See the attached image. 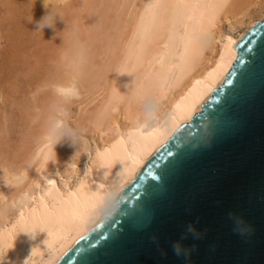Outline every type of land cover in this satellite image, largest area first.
Masks as SVG:
<instances>
[{"label": "bare ground", "instance_id": "1", "mask_svg": "<svg viewBox=\"0 0 264 264\" xmlns=\"http://www.w3.org/2000/svg\"><path fill=\"white\" fill-rule=\"evenodd\" d=\"M111 3L100 0L99 20L96 15L87 17L90 20L86 24L91 26L87 35L80 36V41L90 44L83 48L85 57L77 44L79 27L69 25L70 37L62 45L63 55L57 56L59 67L51 81L56 97L48 106L45 125L42 122L46 128L42 125L44 132L37 136L31 157L24 156L14 172L3 170L10 184L28 183L15 195L7 194L11 199L6 205L11 210L0 212V260L4 264H23L26 259L27 264H58L133 183L147 161L180 126L202 111L201 106L224 83L236 62V44L255 22L264 19V0H133L127 21L120 30L115 24L119 32L111 44L108 42L109 47L99 52L93 44L99 38L97 33L102 28L107 34L111 19L122 10L120 6L116 11L115 5L112 9ZM34 25L29 26L33 29ZM10 29L16 30L11 25ZM10 37L15 46V41L24 36ZM104 60V72L96 84L100 98L95 105L90 102L91 110L85 108L88 112L82 122L90 129V143L83 142L86 146L77 149L76 143L77 147L71 146L73 139L62 136L61 117L68 110L69 95L83 89V80L91 76H84L85 67L97 69ZM31 167L33 172L29 174ZM0 187L5 190L8 186Z\"/></svg>", "mask_w": 264, "mask_h": 264}, {"label": "water", "instance_id": "2", "mask_svg": "<svg viewBox=\"0 0 264 264\" xmlns=\"http://www.w3.org/2000/svg\"><path fill=\"white\" fill-rule=\"evenodd\" d=\"M235 48L202 111L58 264H264V19Z\"/></svg>", "mask_w": 264, "mask_h": 264}, {"label": "rangeland", "instance_id": "3", "mask_svg": "<svg viewBox=\"0 0 264 264\" xmlns=\"http://www.w3.org/2000/svg\"><path fill=\"white\" fill-rule=\"evenodd\" d=\"M8 1H11V0H8ZM57 1L58 0H47V3H46L47 5L44 6L43 0H20V1L18 0V2L16 0H12L11 1L12 3H8V2H6V0H0V33H1L0 34V144H1L0 145V165L3 166V169L2 168L0 169V180L3 179L2 182L4 181L6 184V186H5V184L0 181V186H2V188L4 186H5L4 188H6L8 186L7 189H5V190L1 189V187H0V191H2V193H0V197H1L0 201H4V203H5V204L3 203L4 206H3L2 202L0 203V212H2V214L4 212L6 213V211L8 212L11 210L9 207H7L8 205H6V203H8L11 199L8 196L10 194L13 195L15 192L17 193L18 191H20L21 189H23V187H25L26 184L28 185V183H26L25 180L21 181V182H18L16 180L17 181L16 184H14V183L10 184L9 183L10 179H8V180L6 179V175L4 174L5 171H3V170H4V168H8L10 171L14 172L15 170H17L18 167H20V165L18 166V163L20 164L21 162H23L22 158H24V156L26 157V159L31 157V154L34 151L33 150L34 145L37 144L36 143L37 139H39L38 137H40L39 135L42 134L46 128V127L44 128V125H45V118L44 117L46 116V114L48 113V111L50 109V108H48V106H51L52 100H54L56 97V95H55L56 91H53V90H55V88L53 87V84L51 81L54 80V78L56 76V72L58 71V67H59L58 66V60L59 59H57V56L60 54L61 50H63L62 45L64 46L65 41L69 40L70 35H68V34L71 33V31L69 32V30L71 29L72 23L76 24L75 25L76 27H79L80 29H82L80 31L78 28V32H79L78 37L79 38L77 40L78 41L77 44H78L79 48L81 49L80 54L81 55L84 54V57H85L86 56L85 53L82 52L83 48L85 49V45L88 47V46H90V44H89V41H87V40L81 39L82 41H80V36L88 34V30H89L88 27L91 25L86 24V20L89 21L90 19H88V18H90L91 15H96V16H94V18H97V20H99V18L101 17L100 16V10H99L100 6H97L100 4V0H95V1L89 0V2L83 1V0H63V1H61L62 3L60 1H59L60 3H58ZM115 1L112 0L113 4L111 3V8L112 7L115 8V6H116L115 9L117 11V9H119V7L121 6L120 8L122 10L120 11V9H119L118 11L120 13H118V11H117L116 12L117 14L115 13V11L111 10L112 13L114 12V15L116 14V17H114L113 18L114 20H112L111 19L113 17V14H112V17L110 18L112 22L108 21L112 25H111V27H109V29H106L107 31H105V32H107V34H104V32H102V28L97 33L96 37H99V38H95L96 40L94 39L95 41H93V44L96 48H98L99 52H101L103 49L106 50V48L109 47V45L111 44L110 43L111 39L112 38L114 39V36L116 35V33L119 32L118 30H116V25L118 26V28L120 30V25L122 26V24L125 23V19L127 21L128 16H129V11L131 13V9H132L133 4H134V3H132L133 0H121V1L115 0ZM4 3H5V5H4ZM131 3H132V5H131ZM120 4H122V5H120ZM113 5H115V6H113ZM14 6H15V9H13ZM48 6H50L52 8L55 7V8L52 10ZM95 7H97V8H95ZM246 7H247V5L244 6V8H246ZM11 8H12V10H11ZM114 8H112V9H114ZM13 11L15 12V15H14ZM53 11H56L55 13L57 15L54 14ZM57 11L58 12L61 11V14L57 13ZM32 12H33V14H32ZM7 13L9 14V16ZM18 14H20V15H18ZM76 14H77L78 18L80 16L79 21L77 20L78 18L76 17ZM125 14H127V17ZM34 15H35L34 19L36 20L35 23L33 20ZM46 15H47V18L45 20V23H51L53 26H46L45 28H43V30L37 29V22H39ZM59 15H60V17H57ZM74 15H75V17H74ZM29 16H30V18H29ZM256 17H258V16H256ZM8 18L10 19V21ZM17 18L18 19L20 18V19L18 20ZM21 18H22V20H21ZM83 18H85V19H83ZM14 19L15 20L17 19L16 20L17 22L13 21ZM30 19L32 20L30 22L33 24H31L29 22ZM123 19H124V21H123ZM12 21H13V23H12ZM76 21H77V23H76ZM80 21L83 25H79V24H81ZM10 22H11V24H10ZM21 22H24V23L22 24ZM17 23L19 26L17 25ZM2 24H3V26H2L3 28L1 27ZM10 25H11L12 29L13 28H14V30L16 29L15 30L16 32L12 31L10 29ZM12 25H13V27H12ZM14 25H15V27H14ZM16 25L18 27H16ZM29 25L30 26L34 25L35 28L33 26L32 27L33 29H31V27ZM69 25H71V26H69ZM26 26L28 27V29ZM68 27H69V29H67ZM111 28H112V30H110ZM224 28L227 29L226 26ZM18 29H19V31H18ZM22 29H24V30H22ZM103 29L105 30V28H103ZM30 30H34V31L30 32ZM109 30H110V32H109ZM11 31L13 33L15 32V34H13ZM83 31L85 34L83 33ZM9 32H11L10 35L12 36V38H15L17 36L15 39H17V38L19 39L21 37V35H22V37L23 36L26 37V39L24 37L20 38V41L22 42L21 43L22 46L20 44V41H15L16 42L15 43L16 49H15L14 42H13L14 39L13 40L10 39L11 37H10V35H8ZM27 32H29V34ZM19 35H20V37H19ZM100 35L102 36V38H104V37L105 38L101 39ZM67 37H68V39H67ZM21 39H24L25 41H23ZM81 42L83 43V46H82ZM95 42L96 43L99 42V43L95 44ZM79 43H81V46ZM101 44H103V46H101ZM107 44H109V45L107 46ZM9 47H11V48H9ZM12 47H14L13 48L14 50L12 49ZM100 49H101V51H100ZM98 50H96L97 53H98ZM60 55H63V51ZM105 63H106L105 60L102 61V64L99 65L97 67V69L92 68L91 65L86 66L84 76H86V75L89 76L90 74H91V76H89V77L86 76L85 78H87V80L83 78L84 80H83L82 86H84V88L81 87L83 89H79L78 90L79 92H77V94H73V96H71L72 95L71 94V95H69L70 98L68 97V106L69 107H67L68 110L64 115L65 118H64V116L61 117L62 118V124H61L59 130L65 131V132H62V133H64V134H62V136H65L66 138L73 139L74 142L71 140L70 143L72 144L71 146H73L74 148L77 147V145H78L77 149H80L81 147H84L88 143H90V142H88V140L90 139L88 136L91 133L88 130H90V129H88V126L83 125L82 122H83L84 115L89 110H91L92 104L95 105L100 98L99 88H97L96 84L100 81L99 75H100V77L103 75L104 68L102 65ZM94 70H95V73H94ZM100 72H102V73H100ZM92 73H94V74H92ZM93 86L97 90L96 89L94 90V88L92 89ZM92 92L95 94H92ZM91 101H92V104L90 103ZM46 108H47V110H46ZM34 116L35 117L38 116L37 117L38 119H36ZM80 117H82V118H80ZM81 119H82V121H80ZM77 120H79L81 122V126H79V127L77 126L79 124V123L77 124V122H79ZM42 122H44L43 123L44 125L42 124ZM40 123H41V125H40ZM42 125H43L44 130L41 129ZM82 128L83 129L86 128L87 130L86 129L80 130ZM39 130L41 133H39ZM83 142L86 145L85 144L83 145ZM28 147H29V151H28ZM24 149H26V150H24ZM12 161H13V163H12ZM1 162L2 163L4 162V163L2 164ZM9 163H10V166L8 167ZM34 165H36V164L34 163L32 166H34ZM11 166L13 167V169L14 168L15 169L13 170ZM31 169H32V171H31ZM31 169L28 172L29 174H31L33 172L32 167H31ZM28 180L29 179H27V181ZM8 188H10V189L8 190ZM4 192H9V193L3 194ZM7 194H8V196H7ZM12 195H10V196H12ZM5 197L6 198L8 197V200Z\"/></svg>", "mask_w": 264, "mask_h": 264}, {"label": "clouds", "instance_id": "4", "mask_svg": "<svg viewBox=\"0 0 264 264\" xmlns=\"http://www.w3.org/2000/svg\"><path fill=\"white\" fill-rule=\"evenodd\" d=\"M44 6L47 3V0H43ZM47 18V15L44 16L39 22H37V29H42L45 28L46 26H53L51 23H45V20ZM189 231H191V229H189ZM251 229L247 228V229H238L237 233L240 235H244L246 232H250ZM173 251L178 255L180 253V249L178 246H173ZM0 264H4V261L0 260ZM23 264H27V259L25 261H23Z\"/></svg>", "mask_w": 264, "mask_h": 264}, {"label": "snow or ice", "instance_id": "5", "mask_svg": "<svg viewBox=\"0 0 264 264\" xmlns=\"http://www.w3.org/2000/svg\"><path fill=\"white\" fill-rule=\"evenodd\" d=\"M153 6H155V5H153Z\"/></svg>", "mask_w": 264, "mask_h": 264}]
</instances>
